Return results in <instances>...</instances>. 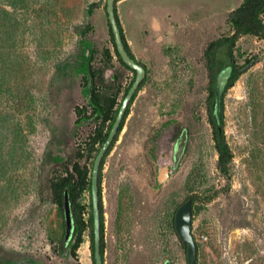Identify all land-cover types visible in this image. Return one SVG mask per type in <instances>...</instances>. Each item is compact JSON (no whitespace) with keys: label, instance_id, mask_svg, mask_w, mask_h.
<instances>
[{"label":"rangeland","instance_id":"374dc122","mask_svg":"<svg viewBox=\"0 0 264 264\" xmlns=\"http://www.w3.org/2000/svg\"><path fill=\"white\" fill-rule=\"evenodd\" d=\"M106 2L17 0L9 8L0 0L10 13L0 11V264H94L90 177L101 147L94 134L111 122L92 115L90 92L121 102L135 77L116 54ZM242 3L117 1L128 51L146 73L100 170L104 264H187L173 220L190 197L197 264H264V37L242 34L232 49L237 78L223 98L231 152L223 171L208 112L205 50L232 36L230 14ZM85 64L94 74L89 87ZM182 128L183 157L160 184ZM55 156L62 161L52 162ZM74 164L85 173L74 201L76 257L72 236L61 245L65 224L54 187Z\"/></svg>","mask_w":264,"mask_h":264},{"label":"trees","instance_id":"16d2710c","mask_svg":"<svg viewBox=\"0 0 264 264\" xmlns=\"http://www.w3.org/2000/svg\"><path fill=\"white\" fill-rule=\"evenodd\" d=\"M3 1H4V3H6V5L9 8H14L17 0H3ZM0 11L5 13L6 16H10L9 12H7L1 8H0ZM263 13H264V0H243V3L230 14V19H231V22L234 26V33L232 34V36H230L226 39H223V40H218V41H214V42L210 43L209 46L207 47V49L205 50V57H206L207 66H208L209 71L211 73V79H210L211 89H210V99H209V108H208L209 122L212 126V129H213V140H214L215 148H216V151L218 154V166H219V169H221L222 171L225 169L226 164L231 159V152H230L229 146L226 142L224 130H223L224 104L222 103L221 112H220V116H219V124L216 123L215 119L213 118L212 111H211L212 102H213V98H214L215 77H216L217 71L220 68L224 67L225 64L230 60L231 64H232V73H231L230 79L227 83V86L225 88V91L227 89H229L234 84V82L236 81V78H237V72H236V70H234L233 58H232V56H233L232 49L235 45L237 38L242 34L252 33L254 35L264 37V24L262 23L261 18H260V16ZM9 20H10V17H9ZM117 20H118V18H117ZM118 24H119V21H118ZM119 26H120V24H119ZM120 30H121V27H120ZM121 34H122V31H121ZM122 39H123V43L125 45V48H126L127 52L129 53L128 47L126 45L123 34H122ZM116 54H117V52H116ZM117 56H118V54H117ZM118 58H119V56H118ZM120 61H121V59H120ZM81 70L83 73L88 75V87L90 85H93L94 74H92L88 71L86 64L82 65ZM5 82L6 81L4 78V74H2L1 69H0V86L3 85ZM88 87H87V89H88ZM89 101H90V106H91L92 112H93L92 115H100L102 121H104V122L110 121L111 122L110 128H111V126L115 120V117H116V114L118 112V108H119L121 102H118L117 98L112 97V96L105 98L101 102L100 98H99L98 94L95 92V90L90 92ZM126 114H127V112H126ZM4 125H5V120H4V117L2 116V113H0V172H2L3 169L5 168L4 164L2 162L3 154H4L2 140L5 138ZM121 127H122V124L119 128V131L121 130ZM110 128L107 132L95 133L94 134V140H98L102 145L104 143L109 131H110ZM16 137H17V134H15V140H16ZM115 140H116V138H115ZM15 144H16V142L13 140H12V142H10L9 147L11 150V152H10L11 154H13V150L15 149ZM51 161L55 162V163H60L62 161V159L59 156H55V157L51 158ZM84 177H85V173L81 172V170L77 164H74L70 170H69V168L67 169L66 176L64 178H62L61 181H59L54 186L55 192L57 195V201H58V204L61 206L62 211H63V194H64V192H67L68 196H69V200H70V204H71V212H72V216H73L72 237L74 239V242L71 245V254L73 255V257H76L75 251L81 242L80 227H79V224H81V218H80V215H78V218L76 216V210L74 207V201H75V197H76L75 193L78 189L79 183L81 182V180ZM90 189H91V183H90ZM99 198H100V212H101V254L103 257L104 227H103V222H102L100 177H99ZM190 199L192 200V205H193L194 198L190 197ZM173 225H174V220H173ZM174 231H175V229H174ZM92 240H93V237H92ZM67 243H64V239H63L61 245L66 246ZM182 246L184 248H186L185 245L182 244ZM2 261H3L2 264H13V262H11L10 260L5 259Z\"/></svg>","mask_w":264,"mask_h":264},{"label":"water","instance_id":"95a60500","mask_svg":"<svg viewBox=\"0 0 264 264\" xmlns=\"http://www.w3.org/2000/svg\"><path fill=\"white\" fill-rule=\"evenodd\" d=\"M118 0H107L106 2V14L110 25L111 33L114 40V45L116 52L121 59L122 63L131 69L135 73L134 80L129 87L127 93L123 97L118 112L116 114L115 120L110 128V131L101 145L97 155L92 164L91 169V205H92V222H93V263L94 264H104L103 257L101 254V212H100V198H99V177L100 170L103 160L107 153L109 152L115 138L117 137L119 128L125 118L128 107L138 91L144 77L145 68L136 62L134 58L130 56L127 52L125 45L123 43L122 34L120 26L117 20L116 14V3ZM232 73V64L229 60L226 66L219 69L216 74L214 82V98L212 102V115L216 123L219 124V116L221 112V107L223 103V96L225 93V88L230 79ZM187 143V132L184 130L176 142L175 149L172 153V169L170 172L175 171L183 157L185 147ZM169 170L163 168L159 172V183H163L169 177ZM63 216L65 224L64 232V243H67L73 231V219L71 212V204L67 192L63 194ZM174 229L178 236L180 242L185 245L186 251V263L187 264H197V248L196 243L192 234V200L190 198L182 202L175 211L174 215ZM163 264H170L169 260H166Z\"/></svg>","mask_w":264,"mask_h":264},{"label":"flooded vegetation","instance_id":"af4514ba","mask_svg":"<svg viewBox=\"0 0 264 264\" xmlns=\"http://www.w3.org/2000/svg\"><path fill=\"white\" fill-rule=\"evenodd\" d=\"M219 71V70H218ZM217 71V72H218ZM122 101V100H121ZM129 108V107H128ZM125 117H126V115H125ZM125 119V118H124ZM124 121V120H123ZM186 131L187 132V130L186 129H184V128H182L178 133H177V136H175V139H174V146H173V151H174V149H175V145H176V142L178 141V139L180 138V136H181V134H182V132L183 131ZM120 131H118V133H119ZM118 135V134H117ZM187 138H188V135H187ZM114 143V142H113ZM186 145H187V143H186ZM112 147V146H111ZM185 149H186V147H185ZM172 169V168H171ZM171 169H168L169 170V172H170V170Z\"/></svg>","mask_w":264,"mask_h":264}]
</instances>
